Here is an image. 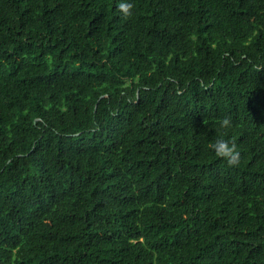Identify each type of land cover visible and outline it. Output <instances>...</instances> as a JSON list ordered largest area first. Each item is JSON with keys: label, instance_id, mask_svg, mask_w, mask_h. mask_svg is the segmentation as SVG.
Here are the masks:
<instances>
[{"label": "trees", "instance_id": "1", "mask_svg": "<svg viewBox=\"0 0 264 264\" xmlns=\"http://www.w3.org/2000/svg\"><path fill=\"white\" fill-rule=\"evenodd\" d=\"M0 264H264V0H0Z\"/></svg>", "mask_w": 264, "mask_h": 264}, {"label": "clouds", "instance_id": "2", "mask_svg": "<svg viewBox=\"0 0 264 264\" xmlns=\"http://www.w3.org/2000/svg\"><path fill=\"white\" fill-rule=\"evenodd\" d=\"M120 9L127 15L129 14L130 4L121 3L119 5ZM230 126V120L228 118L220 121L221 128H228ZM211 148L215 155L222 158L227 162L229 166H236L239 163L240 153L236 146L230 143L223 137L217 138L214 143L211 144Z\"/></svg>", "mask_w": 264, "mask_h": 264}]
</instances>
